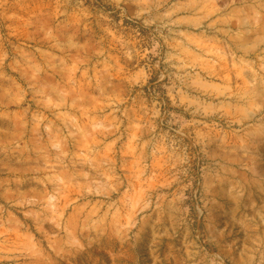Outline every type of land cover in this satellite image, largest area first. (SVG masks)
Here are the masks:
<instances>
[{"label": "rangeland", "instance_id": "374dc122", "mask_svg": "<svg viewBox=\"0 0 264 264\" xmlns=\"http://www.w3.org/2000/svg\"><path fill=\"white\" fill-rule=\"evenodd\" d=\"M0 264H264V0H0Z\"/></svg>", "mask_w": 264, "mask_h": 264}, {"label": "bare ground", "instance_id": "6f19581e", "mask_svg": "<svg viewBox=\"0 0 264 264\" xmlns=\"http://www.w3.org/2000/svg\"><path fill=\"white\" fill-rule=\"evenodd\" d=\"M240 24H241L242 26H244V27H245V23L243 22V20L241 21V23H240ZM240 24H239V25H240ZM241 25H240V26H241ZM236 26H237V25H235V27H236ZM240 26H239V28H240ZM247 28H248V27H247ZM240 29H241V28H240ZM246 31L248 32V30H247V29H246L244 32H246ZM244 32H243V33H244ZM247 32H246V33H247ZM246 33H245V34H246ZM239 38H240V37H239ZM242 41H243V40H242Z\"/></svg>", "mask_w": 264, "mask_h": 264}]
</instances>
